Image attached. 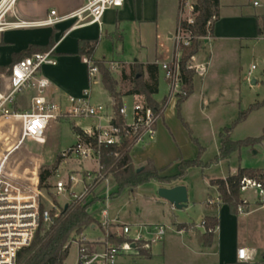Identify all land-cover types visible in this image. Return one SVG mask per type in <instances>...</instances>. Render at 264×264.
Masks as SVG:
<instances>
[{"label":"built area","instance_id":"obj_1","mask_svg":"<svg viewBox=\"0 0 264 264\" xmlns=\"http://www.w3.org/2000/svg\"><path fill=\"white\" fill-rule=\"evenodd\" d=\"M5 1L0 3V13ZM125 2L126 0H85L81 8L70 14L59 15L56 11H51L44 20L29 22L17 19L14 23L2 24V29L57 27L72 21L75 24L70 31L93 25L101 26L107 11L122 8ZM197 2L198 0H180V19L172 36L174 55L170 61L160 64L167 82L166 99L169 102L178 99L177 96L181 93V48L189 46L194 39L192 32L183 24H194L198 14ZM253 6L263 10L260 39L264 42V0H255ZM4 17L5 15L3 19ZM215 20L216 17H213L211 22ZM84 62L88 66L91 80L101 75L97 65L86 58ZM57 63L54 47L47 52L23 58L14 63L7 74H0V264H16L18 252L31 245L39 230L44 234V229L53 224L52 212L56 211V208H42L40 181L45 162L42 157L26 150L28 142L44 144L52 123H71L86 140L77 135V143L62 156L95 161L97 173L94 176L90 171L86 179L103 182L110 174L101 162L102 147L119 151L130 145L133 152L136 147L147 145L156 138L161 114L149 105L143 95L133 96L131 109L124 104L119 108L123 126L115 123L113 103L93 101L89 90L78 97H68L65 103L51 99L48 94L50 81L44 75V69L56 66ZM106 67L111 73L121 69L119 63L106 64ZM257 69V65H252L249 77ZM26 94L29 95L27 106L21 108L18 99ZM78 182L80 180L74 176L69 177L66 182L57 181L52 194L58 197L69 192L72 200L83 201L80 195L67 189L68 184ZM240 192L242 195L247 192L255 193L264 206V179L243 178ZM246 203L242 199V204L238 207L239 213L246 212ZM212 204L214 201H209V205ZM102 216L105 219L102 226L105 228L110 222L106 209L102 211ZM115 228L116 232H108L106 240L99 245H92L83 234L80 235L77 238L81 242L79 264H116L118 257L134 253L137 244L147 247L155 245L167 233L164 225H120ZM110 236L122 238L124 242L113 244L107 241ZM238 259L241 262L248 261L245 249L238 251Z\"/></svg>","mask_w":264,"mask_h":264},{"label":"crops","instance_id":"obj_2","mask_svg":"<svg viewBox=\"0 0 264 264\" xmlns=\"http://www.w3.org/2000/svg\"><path fill=\"white\" fill-rule=\"evenodd\" d=\"M254 1L219 0V13L214 21V31L210 36L202 39L204 43L203 49L207 45L214 47L215 44L218 48L219 46L224 48L230 42H237L241 47H243L242 41L263 42L260 39L262 27L261 15L263 12L259 15H256V12L252 13L253 10H261L253 6ZM1 2L2 0H0ZM84 3L85 0H17L12 7L14 8L12 16L22 21L37 22L46 19L51 11H56L59 15H67L81 8ZM179 7L180 0H126L122 8L107 11L101 26L93 25L70 31L74 27V23L67 22L57 27L3 30L0 32V67L12 66L14 64V55L27 50L32 45H47L53 32L56 31L55 53L58 63L56 66H48L44 69V75L50 81L48 94L54 101L65 103L68 97H78L89 90L93 101L103 104H110L112 102L109 92L105 90L100 79L98 81L103 90L102 92L108 95L110 103L98 99V95L95 98L93 97L91 91L92 80L89 77L88 66L85 64L83 58L76 55L78 43L84 40L98 41L95 53L101 45L112 48L113 51L116 50V54H113L114 56L112 55V59L110 60L97 58L95 60L105 61L109 64H121L122 69L116 71V77L118 82L123 86L129 84L132 87L131 78L134 66L146 67L149 64H157L160 69L158 74L159 93L161 72L163 73L160 64L170 61L174 55V50L171 59H165L164 56L157 55L160 23L163 21L164 16L168 17L171 28L166 35L168 39H172V32L175 33L180 19ZM151 28H155L154 38H152L153 36L151 37ZM131 38L134 39V44H137L138 50H140L138 52L140 59L133 62L129 61L130 55L125 52V44ZM151 47L154 48V57L150 56L152 53ZM116 57L118 58L117 61L113 59ZM205 62L206 66L204 65ZM213 62L212 52L207 61L205 59L203 61L200 60L196 54L191 62L192 67L196 70V74L201 78L197 92L198 98L203 103H211L222 96L220 91L213 92L210 90L212 78L215 73H218L217 68H221L219 65H214ZM145 80L149 81L147 73ZM254 81H256V84L259 82L257 79H252L250 81L252 85H256L253 84ZM131 90L132 88L126 94H122L119 91L123 104L128 98H131L133 101L134 95L129 94ZM167 94L166 82L164 102H166ZM195 95L194 89L193 94L187 101ZM25 96H28L29 100V95L26 94ZM163 101L156 102L162 104L164 103ZM176 102L175 111L177 108ZM168 105L166 103V109L158 122V133L154 141L147 145L136 147L135 149L138 150L136 157L133 156L132 152L133 162L137 169L144 168L149 162H152L163 177H172L177 174L165 175L162 173L170 166L168 163L170 151L167 149L166 144H170L175 150L178 145L176 139L169 135L170 128L166 129ZM128 108L131 109V106ZM182 119L184 121L183 125L184 123L188 125L183 116ZM56 125L57 123H52L49 131H52ZM241 168L239 166L230 175H236ZM227 177L222 179H226ZM211 180L213 179H210V182ZM181 185L183 184L180 181L172 184H162V187L173 188ZM211 188L216 192V196H211L205 203L209 214H205V216L201 215L202 220L200 224L181 218L174 211L177 209L163 200L170 204L171 214L175 216V220L171 219L170 221L171 225L165 226L168 227L166 236L160 243L150 245L149 249L143 247L137 248L129 256H135L139 260L138 264H264V206L259 202L257 195L255 193L242 195V199L247 201L244 205L246 212L234 214L227 205L220 202L217 189L213 186ZM133 195L135 196L136 194ZM209 201H214V204L209 205ZM162 204L164 205L165 203ZM207 217L218 219L219 225L213 233L211 243L208 246H203L196 237V232L193 228H180V226L185 225L189 227L190 225H196L198 231L203 234L205 233V228L201 227V224ZM109 220L115 221L117 224L115 227L122 225L119 224L118 218ZM138 225L149 226L151 223L141 222ZM240 249H245L248 256L247 262H241L238 259V251ZM141 250H144L147 255H141Z\"/></svg>","mask_w":264,"mask_h":264},{"label":"rangeland","instance_id":"obj_3","mask_svg":"<svg viewBox=\"0 0 264 264\" xmlns=\"http://www.w3.org/2000/svg\"><path fill=\"white\" fill-rule=\"evenodd\" d=\"M13 9L9 12L3 10L0 13V15H5L2 24L14 23L17 20L12 16ZM255 12L256 15H259L263 11L253 10L252 13ZM72 22L75 24L74 21ZM170 28V20L167 16H164L163 21L160 23L157 55L164 56L165 59H171L174 50L173 39H168L166 35ZM154 31L155 28H151L152 38H154ZM172 33L174 34V32ZM242 42L243 47L237 42H230L224 48L220 46L218 48L215 44L214 47L207 45L204 49V43L202 42L200 50L197 53L200 60L203 61L205 59L207 61L212 52L213 64L221 67L217 68L219 74H214L210 87V90L213 92H221L222 96L219 99L217 98L211 103H203L198 98L197 90L199 89L201 78L196 74L194 77L196 95L187 101V103L181 104L180 107L181 117L185 118L193 133V137L197 138L203 147L201 155L199 154V147L194 143L188 129L179 118L177 108L175 111V102L178 99L176 101L172 100L170 104L168 99H166L167 105L169 104L167 106L166 129L170 128L169 135L176 139L178 145L175 150L170 144H166L167 149L170 151L168 160L170 166L162 173L165 175L176 174L179 172L181 160H193L199 155L201 160L208 164L206 168L197 167L190 169L181 181L189 192L188 205L184 210L174 211L186 221H195L197 224H200L202 220L201 215L205 216V214H209L205 203L211 196H216V192L210 186V179L225 178L239 166L242 168L264 170V141L254 147H243L233 153L228 160L215 163L220 148L219 134L226 128H232L231 139L233 141L259 138L264 134V42ZM153 51L154 48L151 47V57H154L155 52L153 53ZM125 52L130 55V62L140 59L138 56L140 50H138L137 44H134L133 38L126 42ZM113 54H116V50L113 51L112 48L101 45L97 48L95 58L110 60ZM113 59L118 60L117 57ZM99 62L104 64L107 69L106 64L109 63L105 61ZM204 65L206 66V62ZM252 65H257L258 70L254 72L252 77H249L248 73ZM111 75L118 83V92L126 94L130 88H133L129 84H125V86L121 85L117 80L116 72H112ZM99 79L102 82V75L92 80L91 91L93 97L95 98L98 95V99L110 103L108 95L102 92ZM252 79H257L259 82L256 85H252L250 82ZM100 93H102L101 96ZM165 96L166 81L161 72V85L159 93L155 95L154 100L161 102ZM18 100L21 108L27 106L28 96H21ZM131 104V98L124 101V105L127 107H130ZM243 113L247 116L242 122H239L238 120ZM72 128L73 126L69 122H59L52 131L47 132L44 144L35 141L26 144V150L44 159L45 164L42 166L43 169L52 173V177L47 180L46 185L41 189L42 208L47 210L56 208V211H54L59 215L66 206L70 205L74 200L70 198L69 192L58 197L52 193H54L53 189L57 181L62 180L66 182L69 180V177L74 176L80 182L68 184L67 189L80 195V199H83L84 202L91 203L89 212L99 223L94 228H89L83 234L88 241H91L92 245H99L102 241L106 240L108 232L111 234L116 232L115 225L117 224L113 220L105 228L102 226L105 220L102 216V211L105 209L108 211L109 219L118 218L119 224L122 225H138L141 222H149L151 225H171L170 221L171 219L174 221L175 216L171 214L170 204L164 202L158 195L159 189L162 188V184L159 182L153 181L140 186L135 196L129 189H124L118 196L112 198V194L118 190L111 174L106 176L107 179L103 182L86 179L90 171L94 176L97 173L98 167L95 161L80 160L67 156L62 157L63 160L58 165V156L77 143V137H75L77 135ZM137 152L138 150L135 149L133 156L136 157ZM54 167H57V169H54ZM246 194L249 195L251 192H247ZM153 199L155 200L153 201ZM162 203L165 204L163 205ZM80 243L79 239L72 242L65 264H79ZM111 243L117 244L115 242ZM141 247L145 249L150 248V246L147 247L144 244H137L138 249ZM138 262L139 260L135 256L122 255L117 258L116 264H138Z\"/></svg>","mask_w":264,"mask_h":264},{"label":"trees","instance_id":"obj_4","mask_svg":"<svg viewBox=\"0 0 264 264\" xmlns=\"http://www.w3.org/2000/svg\"><path fill=\"white\" fill-rule=\"evenodd\" d=\"M197 17L193 25L187 27L193 34L194 39L187 47L181 48L180 72L182 79L181 93L177 100L178 116L182 123L184 122L181 114V104L194 92V77L196 70L192 67L191 62L193 57L199 52L202 45V39L210 36L214 31L213 17H218L219 0H198L197 2ZM55 34L53 32L49 43L45 46L32 45L27 50L14 55V62L23 58L30 57L34 54L44 53L55 46ZM98 41L84 40L78 43L77 56L83 59H88L94 65H97L101 71L102 84L106 91L109 92L113 107L116 113L115 123L123 126V118L119 115L118 110L123 105L121 94L117 91V81L113 79L111 73L105 68V65L95 60V51ZM11 66L0 67V74H7ZM146 68V71H145ZM159 66L157 64H149L144 66H134L132 72V90L130 95H143L151 107L163 115L166 109V102L159 104L154 100V95L158 93V74ZM148 74L149 81L145 80V75ZM243 113L238 120L242 122L246 118ZM194 143L199 147L200 155L203 147L199 141L193 137L189 126L184 123ZM76 135L81 136L86 140L83 134L72 128ZM232 128H226L219 134L220 149L219 154L215 159V163L228 160L233 153L243 147H254L264 141V134L259 138H249L243 141H233L231 139ZM88 141V140H87ZM200 155L193 160H181L179 164V172L172 177L161 176L160 171L156 169L152 162H149L141 172H137L135 167L130 145H126L124 149L115 151V149L102 147L101 162L105 165V170L111 174L117 185V192L112 194V198L118 196L124 189H129L132 194H136L138 188L144 184L157 181L161 184H172L182 181L192 168H206L208 164L201 160ZM63 156H58V165L62 162ZM54 169H57V167ZM52 177V173L48 170H43L41 174L40 186L43 188L47 180ZM243 178H251L256 180L264 179V170L251 168H241L236 175H230L226 179H213L211 186L217 189L220 202L227 205L230 211L234 214L238 213V207L242 204V194L240 192V183ZM91 203L82 200H74L66 209H63L59 215L53 214V224L49 228L44 229V234L41 230L37 232L34 240L29 247L21 249L17 254L16 264H65L72 242L84 234L89 228L99 224L95 217L89 212ZM219 225L216 218L207 217L203 220L201 227L205 228V233L198 231L196 225L185 226L180 228H193L196 232V237L203 246H208L213 238V233ZM107 241L117 244L123 243L122 238L110 236ZM141 255L146 256L147 253L141 250Z\"/></svg>","mask_w":264,"mask_h":264},{"label":"water","instance_id":"obj_5","mask_svg":"<svg viewBox=\"0 0 264 264\" xmlns=\"http://www.w3.org/2000/svg\"><path fill=\"white\" fill-rule=\"evenodd\" d=\"M256 84V81L253 82ZM143 168L138 169L137 172H141ZM158 195L162 200L167 201L175 207L177 210H182L188 205V191L185 186H176L173 188H160ZM67 206L65 207V209Z\"/></svg>","mask_w":264,"mask_h":264},{"label":"bare ground","instance_id":"obj_6","mask_svg":"<svg viewBox=\"0 0 264 264\" xmlns=\"http://www.w3.org/2000/svg\"><path fill=\"white\" fill-rule=\"evenodd\" d=\"M15 4V0H6L5 2H3V10L6 11H10V9L14 6ZM4 13V12H3ZM4 15V14H3ZM3 15L1 14L0 15V32L3 31V29L1 28L3 25H2V21H3Z\"/></svg>","mask_w":264,"mask_h":264}]
</instances>
